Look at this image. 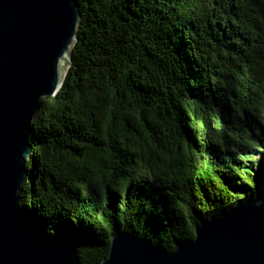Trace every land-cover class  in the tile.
I'll use <instances>...</instances> for the list:
<instances>
[{
    "label": "trees",
    "instance_id": "trees-1",
    "mask_svg": "<svg viewBox=\"0 0 264 264\" xmlns=\"http://www.w3.org/2000/svg\"><path fill=\"white\" fill-rule=\"evenodd\" d=\"M78 2L20 192L40 234L101 264L118 233L171 252L263 201L264 0Z\"/></svg>",
    "mask_w": 264,
    "mask_h": 264
},
{
    "label": "water",
    "instance_id": "water-1",
    "mask_svg": "<svg viewBox=\"0 0 264 264\" xmlns=\"http://www.w3.org/2000/svg\"><path fill=\"white\" fill-rule=\"evenodd\" d=\"M80 7L78 0H0V264L81 263L68 243L40 234L20 208L31 176L33 121L41 101L62 88ZM101 264H264V200L203 222L191 244L171 252L118 233Z\"/></svg>",
    "mask_w": 264,
    "mask_h": 264
},
{
    "label": "rangeland",
    "instance_id": "rangeland-1",
    "mask_svg": "<svg viewBox=\"0 0 264 264\" xmlns=\"http://www.w3.org/2000/svg\"><path fill=\"white\" fill-rule=\"evenodd\" d=\"M62 70L64 73L67 72V70H68L67 63L63 65Z\"/></svg>",
    "mask_w": 264,
    "mask_h": 264
}]
</instances>
